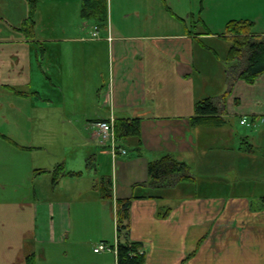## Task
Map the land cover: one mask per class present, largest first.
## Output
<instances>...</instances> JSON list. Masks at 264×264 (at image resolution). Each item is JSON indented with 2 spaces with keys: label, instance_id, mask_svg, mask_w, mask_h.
<instances>
[{
  "label": "crops",
  "instance_id": "0c3cea01",
  "mask_svg": "<svg viewBox=\"0 0 264 264\" xmlns=\"http://www.w3.org/2000/svg\"><path fill=\"white\" fill-rule=\"evenodd\" d=\"M83 1L37 0L27 35L28 0H0V264H118L117 252L94 249L119 240L118 201L131 198L129 238L144 245L146 264H264V208L252 210L264 206V114L253 104L243 111L231 90L212 96L230 78L244 82L205 46L212 32H193L190 12L167 0L160 17L153 0L129 10L107 0V23L84 25ZM244 1L224 27L264 22ZM208 98L224 104L223 125L192 123ZM123 119L141 120L142 145L117 140L127 153L114 160L95 123ZM66 124L82 138L71 157L30 162L44 147L37 137ZM166 155L192 179L152 184L149 165Z\"/></svg>",
  "mask_w": 264,
  "mask_h": 264
},
{
  "label": "trees",
  "instance_id": "16d2710c",
  "mask_svg": "<svg viewBox=\"0 0 264 264\" xmlns=\"http://www.w3.org/2000/svg\"><path fill=\"white\" fill-rule=\"evenodd\" d=\"M31 6V13L22 25L21 30L30 35L34 27V14L37 0H28ZM81 15L84 19H95L100 23L108 21L107 0H84L81 6ZM224 33L232 42L228 53V61L242 64L239 73L236 74L238 80H243L248 84H254L258 77L264 74V34L254 33V23L247 21H230ZM209 34V33H206ZM223 35V37H224ZM243 61V62H242ZM233 85H231V88ZM232 90V89H230ZM20 95L23 93L17 92ZM224 111L218 102L212 98L200 101L196 105V115L192 118V123L204 126H221L225 123L222 115ZM117 140L135 138L138 147L141 141V120L123 119L117 120L114 124ZM5 137V136H3ZM8 139L7 137H5ZM64 173V168L59 165L53 172L54 183L58 181ZM149 179L152 184H158L168 180H191L189 166L178 161L172 155H166L160 160L150 163L148 168ZM103 198H112V181L104 179L100 186ZM133 198L119 200L117 207L118 216V244L117 259L118 264H146V252L141 242L132 241L130 236V209ZM264 205V198L262 199ZM262 207L252 206V210H259ZM28 264H35L32 257L28 258Z\"/></svg>",
  "mask_w": 264,
  "mask_h": 264
},
{
  "label": "rangeland",
  "instance_id": "374dc122",
  "mask_svg": "<svg viewBox=\"0 0 264 264\" xmlns=\"http://www.w3.org/2000/svg\"><path fill=\"white\" fill-rule=\"evenodd\" d=\"M141 1L142 0H120L119 3L124 9L129 10L137 7L139 2ZM153 2L156 10L155 12H157L158 17H160L162 14H166V5L164 0H153ZM167 3H169L168 5L172 6V9L174 11L177 10L176 6H179L175 4H180L182 8L180 10V13H184L185 11L190 12L187 21L190 27L194 26L193 28L191 27L193 32L205 31L204 25H207V30L212 32L211 34H213L214 36L205 41V46L211 48V51L217 52L220 57L221 63H224L228 60V53L232 46V42L231 40L227 39L226 37H223L222 35L226 32L227 28L226 26L224 27L223 22L227 17L234 15L236 7L241 6V4L235 5V0H167ZM243 3L246 4L247 10L249 11L255 12L256 10H259V13H264V0H246ZM114 7H117V0H114ZM3 19L5 18L0 16V21ZM90 20L93 21V19H82V23L85 25L88 24L89 21L92 24ZM253 31L255 34L261 35V33L264 32V22L261 25L254 26ZM226 66L228 68H232V73L235 76L237 73L240 72L241 68L243 67L241 62L238 63V65L237 63L228 62ZM260 77L257 78L255 83H257ZM227 83L228 86L226 90L222 88V92L219 95L215 94L212 96H224L228 99L232 95V93H236L243 102V107L245 108L243 111L249 109L248 107H250V104H253V108L258 107V113L264 114V77L260 81H258L257 85H255V88L252 89V91L250 90L252 84H248L245 81L240 82L239 84L234 86L235 79L230 78V81L226 82V85ZM231 85H233L232 88ZM230 89H232V93L230 92ZM212 90L215 91L216 89L210 88L211 92ZM261 92H263L262 97L260 96ZM255 95L257 96V98L255 97ZM218 104L220 106V109L224 107L222 101ZM233 106L236 109L238 108V105H235V103L233 104ZM237 111L240 112V109H237ZM234 121L236 122L238 128L244 131L245 128H248V126H244L245 128L239 127V120L237 118H234ZM252 133V131H248L249 135H253ZM80 134V132H77V130H75L69 124L63 126L61 125L59 128H54L49 133L46 131L44 136L37 137L39 140L42 141L41 143L43 144L41 145L44 146L43 149H40L38 153L30 155V162L33 160L34 156H43L45 158L51 159L52 161L54 159L60 161H65L69 159L71 157L75 141L76 143L82 142ZM32 137L33 133L32 135H30L29 138ZM43 137L44 139H42ZM29 186H32L31 181L29 183Z\"/></svg>",
  "mask_w": 264,
  "mask_h": 264
},
{
  "label": "built area",
  "instance_id": "2783aa9c",
  "mask_svg": "<svg viewBox=\"0 0 264 264\" xmlns=\"http://www.w3.org/2000/svg\"><path fill=\"white\" fill-rule=\"evenodd\" d=\"M94 33L93 37L98 38L99 32H98V27L96 26L94 28ZM240 124L242 126H250L251 120H249L248 117H243L240 121ZM95 127L98 130L101 142L103 143H108L111 149V153L113 156V159L115 160L119 154H126L127 151L124 148H121L117 145V139H116V134H115V128H114V122L113 120H101L95 123ZM117 244L118 241L116 240L115 243L109 244L106 242L100 243L95 249V253H100V252H117Z\"/></svg>",
  "mask_w": 264,
  "mask_h": 264
}]
</instances>
